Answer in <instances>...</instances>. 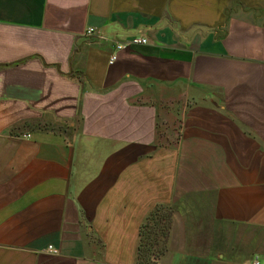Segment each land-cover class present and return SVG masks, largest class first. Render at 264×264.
Segmentation results:
<instances>
[{"label": "crops", "instance_id": "1", "mask_svg": "<svg viewBox=\"0 0 264 264\" xmlns=\"http://www.w3.org/2000/svg\"><path fill=\"white\" fill-rule=\"evenodd\" d=\"M157 206L153 264H264V0H0V264H136Z\"/></svg>", "mask_w": 264, "mask_h": 264}, {"label": "trees", "instance_id": "2", "mask_svg": "<svg viewBox=\"0 0 264 264\" xmlns=\"http://www.w3.org/2000/svg\"><path fill=\"white\" fill-rule=\"evenodd\" d=\"M171 209L155 207L139 229L136 264H153L166 250Z\"/></svg>", "mask_w": 264, "mask_h": 264}, {"label": "built area", "instance_id": "3", "mask_svg": "<svg viewBox=\"0 0 264 264\" xmlns=\"http://www.w3.org/2000/svg\"><path fill=\"white\" fill-rule=\"evenodd\" d=\"M93 32V28L92 27H88L85 31L86 34H90ZM147 39L145 37H142V36H134V37H131L128 41H126L125 43H117L115 44L114 46V51L109 55L108 59H107V63L108 64H111L113 63V61L115 60L116 58V52L118 50H120L121 48H123L124 46H127V45H136V44H144L146 43ZM23 137H29L28 134L26 135H22ZM50 252L52 253H55L56 250L53 249L52 247H48L47 248ZM256 263V262H255Z\"/></svg>", "mask_w": 264, "mask_h": 264}, {"label": "rangeland", "instance_id": "4", "mask_svg": "<svg viewBox=\"0 0 264 264\" xmlns=\"http://www.w3.org/2000/svg\"><path fill=\"white\" fill-rule=\"evenodd\" d=\"M176 127V122L173 120H162L161 124L157 127V132L159 137H174V129Z\"/></svg>", "mask_w": 264, "mask_h": 264}]
</instances>
